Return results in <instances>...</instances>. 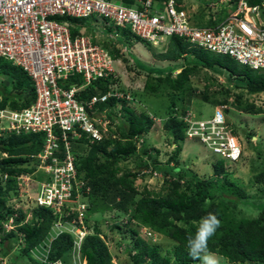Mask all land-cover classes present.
<instances>
[{"label":"trees","instance_id":"1","mask_svg":"<svg viewBox=\"0 0 264 264\" xmlns=\"http://www.w3.org/2000/svg\"><path fill=\"white\" fill-rule=\"evenodd\" d=\"M112 1L129 8H140V2L145 0ZM154 1L166 4L169 0ZM177 2L182 4L183 0ZM259 2L260 0H250L251 5ZM225 17L226 15L219 17L218 20L207 19L205 14L200 12L197 25L214 27ZM55 19L70 22L73 37L80 35L83 29L92 30L89 19L69 17ZM131 38L134 37L129 31H125L121 41L119 38L115 41L107 38V42L101 45L114 59H123L128 63L123 57V49H128ZM134 39L151 47L147 42ZM131 58L137 70L147 74L143 92L133 91L131 102L113 97L105 104L99 105L102 111L109 109L112 122L119 117L123 122L118 124L116 130H111L112 137L102 142L91 144L84 135L80 140H74L73 149L79 176L91 188V192L85 195L89 204L85 224L92 231L81 242L79 252L82 259L86 260L87 264H113L112 254L105 239L102 238L100 222L97 220L92 228L88 225L94 215L108 212L125 215L128 226L137 223L132 231L134 242L131 247L126 248L132 264L199 263L188 255L187 239L194 235L199 220L211 212L217 215L221 225L208 241L209 251L227 259L229 264H264V189L260 191L262 194L260 198H250L244 186L235 181L228 171L226 165L229 161L220 155H216L218 158L212 162L214 175L209 178H200L193 171L183 172L178 166L182 152L181 144L186 140L188 128L185 117L192 103L199 99L215 107L230 105L242 113L264 115L262 107L245 97L246 93L249 96L264 94V72L243 66L229 56L191 48L189 43L179 37H172L165 52L159 55L161 61L172 63L183 59L186 61L178 67L181 68V72L176 76L173 73L178 68L169 69V66L157 68L135 57ZM202 71H206L207 75L211 72L225 78L221 93L209 92L213 85L211 80H215V77L207 78L208 84L203 91H198L199 89L194 87L192 78ZM0 76L13 80L10 86L0 82L1 109L22 110L35 102L34 84L22 68L0 57ZM114 82L100 79L81 97L90 99L96 94H105ZM82 83L83 77L75 75L68 86ZM146 96L167 97L169 105L163 118L157 117L145 108L143 103ZM232 98L233 101H230ZM119 103L121 108L118 107ZM227 111L229 107L224 112ZM190 116L197 119L192 113ZM166 117L168 119L165 121L164 129L177 147L167 163L162 164L159 160L161 150L150 146L145 139L151 132L155 119ZM232 133L237 135L233 128ZM44 142V134L31 133L12 134L0 143V157L1 154L8 155L6 158H0V262L12 253L19 233L22 253L30 257L34 249L46 244L55 224L59 221V216L53 209L38 207L33 211L31 220L26 223L27 216L24 211L14 210L7 205L9 193L18 191V176L32 174L37 170L38 163L31 165L29 157L38 155L43 149ZM130 158L139 160L140 167L149 169L151 174L162 176L165 180L163 191H152L147 188L140 191L137 181L144 178L145 174L140 171L123 170L120 166L121 162ZM172 164H176V167H171ZM253 170L256 172L254 182L264 184V170L257 166ZM123 171L125 173H122ZM6 175L8 177L3 186L1 181ZM36 178L42 180L44 176L39 174ZM243 209L252 210L253 215L247 217ZM74 217L76 213L68 220L63 219V222H71ZM11 218H14L15 228L7 233L3 223ZM143 227L173 243L172 250L163 254L158 244L151 243L149 238L141 234ZM76 249L73 234L64 230L51 240L45 264H56L59 261L68 264L69 257Z\"/></svg>","mask_w":264,"mask_h":264},{"label":"built area","instance_id":"2","mask_svg":"<svg viewBox=\"0 0 264 264\" xmlns=\"http://www.w3.org/2000/svg\"><path fill=\"white\" fill-rule=\"evenodd\" d=\"M140 4V8H129L112 0H0V57L22 68L36 93L28 108L0 110V133L45 134L38 159L47 176L39 183L36 203L59 216L57 229L69 224L78 229L81 238L86 234L87 205L81 202L85 184L78 180L74 140L84 135L94 144L108 138L112 122L99 105L112 97L133 98L121 90L109 51L84 30L73 37L70 22L56 17L97 19L156 46L179 37L192 48L230 56L241 65L264 70V0L252 5L250 0H219L233 11L214 27L198 26L197 17L186 9L179 10L185 5L177 0L166 4L145 0ZM221 11L217 3H210L204 14L218 20ZM75 75H81L83 83L68 86ZM100 79L115 82L106 94L82 98ZM185 122L188 137L199 139L213 154L232 160L241 157V148L221 112L207 121H195L188 114ZM19 180L26 187L32 181L29 176ZM73 213L76 217L71 222H63ZM4 228L11 232L14 218L4 223Z\"/></svg>","mask_w":264,"mask_h":264},{"label":"rangeland","instance_id":"3","mask_svg":"<svg viewBox=\"0 0 264 264\" xmlns=\"http://www.w3.org/2000/svg\"><path fill=\"white\" fill-rule=\"evenodd\" d=\"M201 2L202 3L199 4L196 0L186 1L187 10L190 11L191 15L197 16V13H200L203 7H206L207 4L210 3H217V8L224 9L228 13H231V10L227 8V5L219 4V0H201ZM92 23L93 21L91 20L90 24ZM98 23L97 27L91 26L92 30L87 31L86 34L101 43L107 42V38H110L113 41L119 38L121 41L125 31L112 25H106L100 20ZM131 41L132 43L128 45V49H123V57L128 60V63H125L124 60L121 59L122 61H120V63L116 62L114 64L117 73L121 76V86L125 89L135 92H143L147 79L146 73H140L137 70L131 56L143 63L145 62L146 64H151L157 68L169 66V69H175L186 62L184 59L174 63L171 61H161L159 59V55L165 52L166 47H147L142 42H134V38H131ZM210 77H215V80L217 79L216 82H214L215 80H211L213 85L209 89L210 94L221 93L225 84V78L211 72H208L207 75L206 71H202L198 76L192 78V84L195 88L199 89L198 91H203L208 84L207 78ZM12 81L13 80L9 77L0 76V82H3L5 85L10 86ZM245 97L264 109V94L249 96L246 93ZM230 101H233V98ZM143 104L148 111L156 114L157 117L163 118L166 115V108L169 105V101L167 97L146 96ZM228 107L229 111L225 112V116L228 124L236 131V136L243 150V155L237 163L228 162L226 166L228 171L232 174V178L244 186L250 198L258 199L262 195L260 191L261 189H264V184H256L254 182V175L256 172L253 168H256L257 166L261 170H264V115L246 114L235 110L230 105ZM190 111L197 119H209L215 114L216 108L212 104L204 103L197 99L190 106ZM167 119L168 117L157 120L155 127L149 134H147L145 139L150 146L161 150L159 160L162 164L167 163L169 157L176 148V146H173L172 139L164 129V124ZM122 122V119L119 117L112 123L121 124ZM250 136L251 138L249 139ZM3 141L4 136L0 137V143ZM179 158L180 164L178 166L182 168L183 172L193 171L197 173L200 178L204 179L214 175L212 162L218 157L212 154V152L199 141L188 139L183 145ZM120 166L123 170L128 169L132 172L140 171V173L145 174L144 178H140L137 181L140 191L144 188L152 191H163V188L165 187L164 178L158 174H151L150 170L147 168H141L139 160L130 158L121 162ZM171 167H176V164H172ZM122 173L125 172L123 171ZM1 184L4 186L5 181H1ZM30 185V192H28L29 189H27L28 191H25V188L23 191L18 189L17 193H15V191H11L9 193L10 197L7 201V205L12 207V209L22 210L26 213V222L31 220L33 211L36 209V205L33 203V199L31 198L35 199L39 191L36 184L30 183ZM21 195H23V197ZM243 210L244 215L247 217L253 215L252 210ZM97 220L100 222V228L103 231L102 238L105 239L110 253L112 254L113 264H132V260L126 251V248L131 247L134 242V234L132 231L136 228L137 223L128 226V220L125 215L107 212L102 215H94L89 220V227H94ZM116 224L120 226L116 227ZM89 230L90 232L92 231L91 229ZM148 231H150V229L141 228V234L147 237V239L149 238L151 243L158 244L161 247L163 254L172 250L173 243L167 241L163 238V236L157 235L156 233L151 232V235H149ZM56 234L58 233L52 232L51 236L46 241V244H42L37 249H34L33 252L30 253L31 256L27 257L22 253V246L20 245L21 234L19 233V237H17V240L14 243L12 253L8 257L1 260L0 264H45L50 242L53 238H55ZM69 258L68 264H80L78 252L71 254V257ZM85 263L86 262H82V264ZM196 264H200V262ZM221 264H229V262L227 259L223 258L221 260Z\"/></svg>","mask_w":264,"mask_h":264},{"label":"clouds","instance_id":"4","mask_svg":"<svg viewBox=\"0 0 264 264\" xmlns=\"http://www.w3.org/2000/svg\"><path fill=\"white\" fill-rule=\"evenodd\" d=\"M186 1L187 0H183V2L182 3H184V5H185V7H184V9H186L187 10V7H186ZM199 4H201L202 2L200 1V2H198ZM199 7H201V6H199ZM205 9H206V7H203V10L201 11L202 13H205ZM223 11H221L222 12V15H221V17H223V15H228L229 13L226 11V10H224V9H222ZM231 10V9H230ZM233 10H231V12H232ZM220 12V13H221ZM198 15L197 16H195V18L197 17L198 18V16H199V14L200 13H197ZM219 19V18H218ZM95 20V21H94ZM94 20H92L93 21V23L91 24V26L92 27H97V25L99 24L98 23V21H96V19H94ZM198 20V19H197ZM91 21V20H90ZM84 31H86L85 33H87V30L86 29H83ZM123 31H127V30H123ZM130 33V32H129ZM131 35H132V33H130ZM134 38H137V37H135L134 35H132ZM139 39V38H138ZM136 40L134 39V42H135ZM141 41H143V40H141ZM144 42H146V41H144ZM100 44H101V42H99ZM131 43H132V41H131ZM148 43V42H147ZM150 45H151V47H167V45L169 44V42L168 43H164L163 45H159V46H156V45H153V44H151V43H149ZM192 48V47H191ZM107 50V49H106ZM108 51V50H107ZM205 51V50H204ZM208 52V51H207ZM110 53V52H109ZM211 53V52H210ZM214 54V53H213ZM216 55H219V54H216ZM221 55V54H220ZM112 56V55H111ZM225 56V55H224ZM230 57V56H229ZM3 58V57H2ZM232 58V57H231ZM114 59V58H113ZM114 61H115V63L116 62H118V63H120V61H122L121 59H114ZM236 61V60H235ZM237 62V61H236ZM12 63V62H11ZM238 63V62H237ZM13 64V63H12ZM243 66H245V65H243ZM247 67H249V66H247ZM249 68H251V67H249ZM251 69H253V68H251ZM253 70H255V69H253ZM255 71H258V72H264V70H255ZM181 72V68H178V69H176L175 71H174V73H173V75L174 76H176V75H178L179 73ZM176 73V74H175ZM121 76H120V74H118V80H117V82L119 83V86L121 87V90L123 91V92H129V93H131V95H132V98H133V91L132 90H129V89H125V90H123L122 88V86H121V78H120ZM109 91V90H108ZM107 91V92H108ZM106 92V93H107ZM105 93V94H106ZM97 95V94H96ZM113 98V97H112ZM115 98V97H114ZM111 98H109L107 101H109ZM106 101V102H107ZM119 101V100H118ZM132 101V100H131ZM131 101H129V102H131ZM105 102V103H106ZM105 103H103V104H105ZM100 105H102V104H100ZM118 106H120L119 108H121L122 106H121V103H119L118 104ZM222 107H225V108H223L222 109ZM216 108V111H215V114L211 117V118H209V119H200V120H198V119H194L195 121H207V120H211V119H213L214 117H215V115L217 114V112H221L222 113V115H223V117H224V120H225V125L228 127V129H229V131L231 132V134H232V136L237 140V142H238V139H237V136L235 135V134H233L232 133V127L228 124V122H227V119H226V116H225V110L226 109H228V107L227 106H224V105H222V106H219V107H215ZM100 109V108H99ZM0 110H13V109H11V108H5V109H1L0 108ZM101 110V109H100ZM105 110H107V116H108V118L111 120V122H112V119L109 117V109H105ZM102 111V110H101ZM104 111V110H103ZM192 112L191 111H189L188 112V114H191ZM157 120H161V119H155V124L157 123ZM155 124H154V126H153V128L155 127ZM3 125H5V124H3ZM1 127H2V125H0ZM117 127H118V123L116 124V123H112V128L110 129V132H109V137H112V134H111V130H116L117 129ZM153 128L151 129V131L153 130ZM12 134H14V133H10V132H8V131H5V132H2V133H0V137H3L4 136V139H7L8 137H9V135H12ZM29 134H31V133H29ZM43 134V133H42ZM45 135V134H44ZM108 137V138H109ZM105 139H107V138H105ZM197 140V141H199L200 143H201V141L199 140V139H191V138H189L188 137V134H187V131H186V140ZM104 140V139H103ZM102 140V141H103ZM185 140V141H186ZM102 141H100V142H102ZM185 141L183 142V144H181V146H182V149H183V145H184V143H185ZM142 142V141H141ZM44 144H45V142H44ZM202 144V143H201ZM204 145V144H203ZM238 145H239V147L241 148V146H240V144H239V142H238ZM138 146L140 147V144H138ZM173 146H176L177 147V144H173ZM205 146V145H204ZM43 147H44V145H43ZM206 147V146H205ZM207 148V147H206ZM176 149V148H175ZM174 149V150H175ZM208 149V148H207ZM43 150V149H42ZM209 150V149H208ZM210 151V150H209ZM42 152V151H41ZM41 152L38 154V155H36V156H33V157H29L30 158V160H31V165H33V164H36V163H38L37 165V170L34 172V173H32V174H21V175H19L18 176V178H17V186H18V189H21V191H23V189L25 190V191H28L27 189H29V191L28 192H30V184H29V186L28 187H26V186H23V185H21L22 184V181L21 180H19V178L20 177H22V176H29L31 179H32V181H30V183L31 184H36L37 186H38V190H39V183L40 182H42V181H44L45 179H46V174H45V171L43 170V169H41V163H40V160L38 159V156L41 154ZM213 154V153H212ZM215 155V154H214ZM242 155H243V150H242V148H241V157H242ZM8 155L7 154H1V157L0 158H6ZM216 156V155H215ZM75 157H76V155H75ZM241 157L238 159V160H232V159H226L227 161H229V162H231V163H237L240 159H241ZM76 168H77V165H76ZM77 172H78V180L79 181H82L84 184H85V194L81 197V202L82 203H84V204H86L87 205V209H88V207H89V204H88V202L86 201V197L87 196H85V195H88L90 192H91V188H90V186L89 185H87L86 183H85V181L84 180H82L81 178L82 177H80L79 176V171H78V168H77ZM36 174H42L43 176H44V178L42 179V180H38L37 178H36ZM7 175L3 178V181H5L6 182V180H7ZM87 188H90V191L89 192H87ZM22 197H23V195H21ZM37 197V196H36ZM36 197H35V199L34 198H31V199H33V203L36 205V208H38V207H43V206H38L37 205V203H36ZM205 203L207 204L208 203V201H205ZM46 208H48V207H46ZM86 213H87V210H86ZM86 216V215H85ZM10 220V219H9ZM8 222V221H7ZM28 222V221H27ZM26 222V223H27ZM4 223H6V222H4ZM4 223H3V226H4ZM220 225H221V221L218 219V217H217V215H215L214 213H211V212H209L207 215H205V216H203L200 220H199V222H198V226H197V228H196V231H195V233H194V235H191V236H189L188 237V239H187V244H186V248H187V251H188V255L192 258V259H194V260H198L199 262H200V264H221V260L223 259L222 257H219L216 253H214V252H211V251H209V248H208V241H209V239L212 237V236H214L215 235V233H216V231H217V229L220 227ZM85 227H86V229L84 230V232H86V234L81 238V234L80 233H77V228H74V229H72V226L71 225H69V224H65L64 225V227L61 229V230H59V229H57L56 228V224H55V226H54V229H53V232H56V233H62L64 230H66V231H68V232H70V233H72L73 234V236H74V238L76 239V252H78V254H79V257H80V259H79V261H80V264H82V262H86V260H84V259H82V257H81V254H80V252H79V250H80V247H81V242L83 241V239L86 237V236H88L91 232H90V228H88V226L85 224ZM14 228H15V223H14ZM144 228V227H143ZM147 229V228H146ZM151 230L150 231H148V233H149V235H151ZM58 234H56V236L58 235ZM76 252H74V253H76ZM56 264H63V262H61V261H59V262H57ZM85 264H87V262L85 263Z\"/></svg>","mask_w":264,"mask_h":264},{"label":"crops","instance_id":"5","mask_svg":"<svg viewBox=\"0 0 264 264\" xmlns=\"http://www.w3.org/2000/svg\"><path fill=\"white\" fill-rule=\"evenodd\" d=\"M118 1V0H117Z\"/></svg>","mask_w":264,"mask_h":264}]
</instances>
